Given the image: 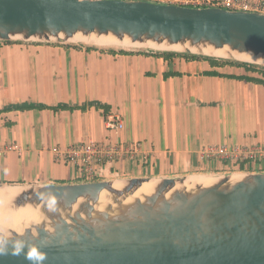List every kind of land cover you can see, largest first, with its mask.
I'll list each match as a JSON object with an SVG mask.
<instances>
[{"label": "crops", "instance_id": "1", "mask_svg": "<svg viewBox=\"0 0 264 264\" xmlns=\"http://www.w3.org/2000/svg\"><path fill=\"white\" fill-rule=\"evenodd\" d=\"M114 51L0 41V186L264 172V161L252 166L205 152L264 143V72ZM111 115L122 129L106 128ZM87 142L131 150L98 161L89 180L55 153Z\"/></svg>", "mask_w": 264, "mask_h": 264}, {"label": "water", "instance_id": "2", "mask_svg": "<svg viewBox=\"0 0 264 264\" xmlns=\"http://www.w3.org/2000/svg\"><path fill=\"white\" fill-rule=\"evenodd\" d=\"M91 34L188 43L198 51L165 50L181 54L217 58L200 47L226 46L264 57L261 13L141 0H0V41L71 44L82 42L75 35ZM197 175L213 181L187 186L194 175H184L17 187L8 208L29 205L40 220L0 233L8 237L0 241L8 245L0 264H29L23 253L11 254L15 239L45 252L44 264H264V172ZM115 180L122 186L116 188ZM147 182L154 183L153 191L134 196ZM38 191L55 194V212Z\"/></svg>", "mask_w": 264, "mask_h": 264}, {"label": "built area", "instance_id": "3", "mask_svg": "<svg viewBox=\"0 0 264 264\" xmlns=\"http://www.w3.org/2000/svg\"><path fill=\"white\" fill-rule=\"evenodd\" d=\"M156 4L175 5L187 8H222L228 11L256 12L264 14V0H141ZM105 125L107 129L118 131L123 128L122 122L117 115L109 116ZM8 149H17L16 145H10ZM130 149L121 144L87 142L81 145H74L65 150H55L66 159L77 163L81 173L89 180H93L97 174V162L105 157L124 155ZM206 153L218 155L223 159L232 161H249L257 164L264 161V143L253 145H221L210 146Z\"/></svg>", "mask_w": 264, "mask_h": 264}, {"label": "bare ground", "instance_id": "4", "mask_svg": "<svg viewBox=\"0 0 264 264\" xmlns=\"http://www.w3.org/2000/svg\"><path fill=\"white\" fill-rule=\"evenodd\" d=\"M75 40H80L87 45H94L97 47H111V48H137L145 47L157 50H174L182 51L184 48H190L192 52H198L197 48L190 47L188 43L182 44H173L168 45L166 43H154L151 41L138 43L130 42L128 37L123 38L122 40L117 39L115 36L109 35H75L73 37ZM201 53L213 56L217 58H227L232 56L234 59L245 62H253L257 64H264V57L254 56L251 53H237L235 51H230L226 46L219 49H214L211 46L200 47ZM213 179L207 175H194L186 179L185 185L193 186L195 184L209 185ZM114 186L119 188L122 186V182L119 180L114 181ZM154 183L147 182L143 183L142 186L134 193V196H141L143 194H149L153 191ZM20 189L13 186H7L6 188H0V233L7 234V231L17 230L21 231L25 226L31 223L38 222L40 220V214L37 210L33 209L31 206L27 205L18 209H9L8 204L11 199H13Z\"/></svg>", "mask_w": 264, "mask_h": 264}, {"label": "clouds", "instance_id": "5", "mask_svg": "<svg viewBox=\"0 0 264 264\" xmlns=\"http://www.w3.org/2000/svg\"><path fill=\"white\" fill-rule=\"evenodd\" d=\"M39 200H41L44 206L49 212H55L58 205V199L52 192H37L36 193ZM0 241H8V237L0 236ZM11 254L19 256L23 253L25 259L29 264H44L46 260V254L36 245H28L22 239H15L12 242ZM25 248L27 249L26 251ZM8 245L4 244L0 246V255L7 254Z\"/></svg>", "mask_w": 264, "mask_h": 264}, {"label": "trees", "instance_id": "6", "mask_svg": "<svg viewBox=\"0 0 264 264\" xmlns=\"http://www.w3.org/2000/svg\"><path fill=\"white\" fill-rule=\"evenodd\" d=\"M111 53H115L114 50H108ZM119 53H134V51H126V50H119ZM141 53V52H138ZM143 53V52H142ZM155 55L161 56V55H167V54H174V55H179V56H186L189 58H205L208 59L210 62L214 63V64H219V65H223V64H235L238 66H245L248 67L252 70H258V71H262L264 72V66H259L256 64H251V63H247V62H241V61H230V60H224V59H217V58H212V57H199L197 55H192V54H181V53H174V52H160V53H154ZM19 108H26L24 106H21Z\"/></svg>", "mask_w": 264, "mask_h": 264}, {"label": "rangeland", "instance_id": "7", "mask_svg": "<svg viewBox=\"0 0 264 264\" xmlns=\"http://www.w3.org/2000/svg\"><path fill=\"white\" fill-rule=\"evenodd\" d=\"M72 45H79V46H85V47H94V48H98V49H102V50H129V51H134V52H145V53H160V52H167L165 50H157V49H149V48H129V49H121V48H111V47H104V48H100L94 45H87L85 43L82 42H78V41H71L70 42ZM199 57H204V55H199ZM224 60H230V61H238V60H234V59H224ZM258 65V64H257ZM262 66V65H259Z\"/></svg>", "mask_w": 264, "mask_h": 264}]
</instances>
